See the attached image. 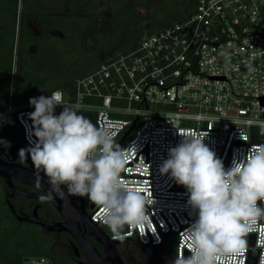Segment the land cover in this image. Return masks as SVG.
<instances>
[{
  "label": "built area",
  "instance_id": "2783aa9c",
  "mask_svg": "<svg viewBox=\"0 0 264 264\" xmlns=\"http://www.w3.org/2000/svg\"><path fill=\"white\" fill-rule=\"evenodd\" d=\"M248 62L255 72L247 71ZM61 90L81 113L92 112L93 117L87 116L96 126H119L117 143L133 124L120 144L133 146L121 179L150 198L145 206L150 222L125 229L123 236L156 245L159 252L173 236L174 259L187 256L183 230L195 214L189 215L184 187L161 175L158 165L181 133L204 136L203 143L225 167L234 155L264 142V0H195L183 17L109 54L76 77L71 90ZM30 111L28 102L14 103L10 92L0 109V134L17 127L18 143L26 146ZM101 211L93 203L89 217L107 230ZM246 240L242 253L221 258L220 264H247L252 248L258 250L255 264H264V217L251 225ZM50 263L45 256L25 260Z\"/></svg>",
  "mask_w": 264,
  "mask_h": 264
},
{
  "label": "clouds",
  "instance_id": "9594fccd",
  "mask_svg": "<svg viewBox=\"0 0 264 264\" xmlns=\"http://www.w3.org/2000/svg\"><path fill=\"white\" fill-rule=\"evenodd\" d=\"M245 67L249 73L256 70L251 62ZM28 103L31 130L26 133L28 144L17 155L23 161L27 154L47 178L49 189L42 200L52 199L53 193L62 198L65 191L86 197L101 208L99 218L117 240L124 239L125 229L150 222L145 207L150 198L121 179L133 146L117 143L119 126H96L64 100L61 89L29 97ZM57 106H62L58 113ZM180 135V141L167 149L158 172L184 187L189 215L194 213L195 219L183 230L189 254L177 255L172 264H220L221 258L236 257L247 248L251 225L264 217V142L234 155L225 167L203 143L204 136ZM9 146L10 141L0 138V147Z\"/></svg>",
  "mask_w": 264,
  "mask_h": 264
},
{
  "label": "trees",
  "instance_id": "16d2710c",
  "mask_svg": "<svg viewBox=\"0 0 264 264\" xmlns=\"http://www.w3.org/2000/svg\"><path fill=\"white\" fill-rule=\"evenodd\" d=\"M72 1L81 8H74ZM57 2L0 0V109L6 105L9 95L16 26L20 31V41L13 102L23 104L29 97L44 95L53 89L71 90L76 77L88 72L109 54L131 46L153 32L136 30L152 19L156 9L165 11L172 7L174 10L169 18L158 21V29L183 17L195 0H156L153 4H149V0H128L125 5L104 15L105 26L102 28L97 27L102 13L87 15V8L81 6H89V0H68L59 12ZM137 5H151L153 9L140 16L134 11ZM31 17L40 25L38 33L29 26ZM126 33H130L125 38L129 42L122 43L121 38ZM85 37L92 42L88 48L84 43ZM0 138L10 141V144L18 143L19 130L17 127L6 129ZM8 201L17 215H26L33 206L32 201ZM84 230L89 232L86 228ZM66 237V234L58 233L56 246L54 239L39 226L17 220L0 188V264H22L26 256H45L51 260L50 264H73Z\"/></svg>",
  "mask_w": 264,
  "mask_h": 264
},
{
  "label": "water",
  "instance_id": "95a60500",
  "mask_svg": "<svg viewBox=\"0 0 264 264\" xmlns=\"http://www.w3.org/2000/svg\"><path fill=\"white\" fill-rule=\"evenodd\" d=\"M132 125L119 139V144L122 143L124 137L132 128ZM20 147H24V145L13 143L7 148L11 157L10 161L0 158V178L11 188L12 194L18 193L25 197H36L35 194L26 193L17 189L12 183V180H17L41 190L44 193L43 195H45L46 190L49 189L47 178L44 176L43 172L38 173V170L32 164L30 158L27 157V154L23 161L19 159L17 150ZM21 163H25V165ZM38 174L40 175L39 186L36 184V176ZM84 199L85 197L72 196L66 191L62 198L57 197L55 193H53V198L49 200L55 204L62 218L53 221L52 224L42 221L38 217L36 211L37 206L33 207L30 215H17L14 213V209L9 202L8 205L12 214H15V218L19 221L38 224L47 231H64L71 235L75 241V244L71 243V247L73 248L71 259L78 264H124L116 249V244L123 240H128L137 246L147 256L149 264H163L156 245L143 244L129 237H124L123 240L110 239L100 225L90 219L89 213H86L83 205ZM88 206L92 208L93 202L90 201ZM85 225L90 228V232L84 230ZM86 235L92 237L101 245L103 256L100 255L96 247L88 241ZM250 243L252 244V239ZM78 249L84 253V258L80 257ZM257 252L258 250L256 248H252L249 251L247 264H255Z\"/></svg>",
  "mask_w": 264,
  "mask_h": 264
},
{
  "label": "flooded vegetation",
  "instance_id": "af4514ba",
  "mask_svg": "<svg viewBox=\"0 0 264 264\" xmlns=\"http://www.w3.org/2000/svg\"><path fill=\"white\" fill-rule=\"evenodd\" d=\"M38 29L39 30H37V31H34V30L33 31L35 33H38L40 31V28H38ZM19 41H20V31H19L18 26H16L15 33H14V43H13V48H12V59H11L12 64H11L10 80H11V78L14 79L15 75L17 73L16 61L18 59V53H19ZM9 93H10V90H9ZM0 158H2L3 160H6V161L11 160V157H10V154H9V151L7 150V148L0 147ZM15 161H17V160H15ZM21 164L25 165V163H21ZM12 183L17 189H19L23 192H26V193L35 194L36 197H25V196H22L18 193L12 194L11 188L5 183V181H3L0 178V186H1L0 188L2 190L3 197L5 198V200H7V204L9 202L8 199H13V200L22 199V200H26L28 202L32 201L33 206H32V208L29 209V211L27 212L26 215H30L33 207L37 206L36 211H37L38 217L42 221H45L49 224H52L53 221L59 220L62 218L54 203H52L49 199H43L42 200L40 198L44 194L41 190H39V189L29 185V184H26V183H23V182H20L17 180H12ZM75 204H77V203H75ZM83 205H84V208L86 210V213H89L90 208H89L85 199L83 200ZM26 223H28V222H26ZM30 224H33V223H30ZM34 225L39 226L40 229L47 232V234L51 238L54 239L56 246H58V233H60V234L63 233L64 236L66 234L67 235L66 243L68 244L67 250H68V252L70 251V258H71V254L73 252V248L71 247V243L75 244V241L71 235H69L67 232H64V231H62V232L47 231L42 226H40L38 224H34ZM84 228H86L90 232V228L87 225H85ZM86 238L88 239V241H90L93 244L94 247H96V249L98 250L100 255L103 256L104 254L102 252L101 245L96 240H94L92 237H90L88 235H86ZM135 247L138 248L137 246H135L134 244H132L128 240H123V241L118 242L116 244L117 252H118L119 256L121 257L123 263L124 264H149L147 256L139 248H138L139 251H137L135 249ZM78 250L80 253V257L84 258L85 257L84 253L80 249H78ZM158 253H159V251H158ZM159 256H160V253H159ZM29 257L30 256H26L23 259L22 264H23V262L25 263V260ZM71 261H72V259H71ZM72 263L78 264L74 261H72ZM162 263L166 264L165 262H163V260H162Z\"/></svg>",
  "mask_w": 264,
  "mask_h": 264
},
{
  "label": "rangeland",
  "instance_id": "374dc122",
  "mask_svg": "<svg viewBox=\"0 0 264 264\" xmlns=\"http://www.w3.org/2000/svg\"><path fill=\"white\" fill-rule=\"evenodd\" d=\"M127 1L128 0H89V6H87V7L83 6V5H81V6L84 7V8H87V15L88 14L93 15V14H96L98 12L102 13L100 15V17L98 18V23H97V27L98 28H102V27L105 26V21L103 20L104 15H106V13H108L109 10H116L117 8L125 5V3ZM155 1L156 0H149V4H153ZM67 2H68V0H58V2H57V4H58V12L61 10L60 8H62V6H65V3H67ZM71 5L74 8L75 7H78V9L81 8V7L77 6L78 5L77 2L75 4L72 1ZM19 7L20 6H19V3H18L17 18H16V24L17 25H18ZM151 9H153V6L151 7V5H149V6L148 5H137V6L134 7V11L140 16L145 15L147 12L151 11ZM173 11L174 10H173L172 7L171 8H167L165 11H161L160 9H156L155 13L152 14V19L149 20L148 22H146V24L144 26H141V28H138L136 31H138V32L144 31L145 33H149L151 31H154L157 28L158 21H160V20H162L164 18H169L170 15L173 13ZM54 12H56V9L54 10ZM29 26L34 31H37V30H39L38 28H40V25L32 17L29 20ZM128 34H130V33H126V34H124L122 36V38H121V39H123L122 43L129 42V40L126 41V39H125ZM84 43H85V46H87V48H88V47L91 46L92 42H91L90 38L85 37V42ZM9 90H10V92L12 91L11 93H13V90H14V79H12V78L10 80ZM82 113L84 115H86V116H87V114L90 115V116L92 115V117H93L92 112H82ZM59 240L61 241L63 239L59 238ZM174 250H175V238L173 236H171L169 239H167L164 242L163 246L160 248V258L163 260V262H165L166 264H172V261L174 259ZM23 264H25V263L23 262Z\"/></svg>",
  "mask_w": 264,
  "mask_h": 264
}]
</instances>
